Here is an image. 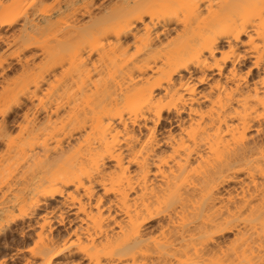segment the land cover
Instances as JSON below:
<instances>
[{"label":"bare ground","instance_id":"1","mask_svg":"<svg viewBox=\"0 0 264 264\" xmlns=\"http://www.w3.org/2000/svg\"><path fill=\"white\" fill-rule=\"evenodd\" d=\"M44 1L0 0V264H264V0Z\"/></svg>","mask_w":264,"mask_h":264},{"label":"rangeland","instance_id":"2","mask_svg":"<svg viewBox=\"0 0 264 264\" xmlns=\"http://www.w3.org/2000/svg\"><path fill=\"white\" fill-rule=\"evenodd\" d=\"M113 2H114V0H113ZM54 3H55V0H45L43 3H42V5H41V10L35 15V18H34V24L35 25H38V26H40V27H42L43 26V24H44V21H45V19L47 18V17H49V16H52L53 15V13H54V10L55 9H57V7H55L54 6ZM58 17H60L61 19H64L65 18V13L63 12V11H61L60 13H59V15H58ZM82 19H86L85 17H83ZM20 24H21V21L19 20V22L16 24V27H19L20 26ZM52 32H55V33H51V34H61L62 33V30L60 29V30H53ZM65 33V32H64ZM63 33V34H64ZM62 34V35H63ZM1 44V43H0ZM39 45H42V46H45L46 45V43H40ZM57 46H58V44H57ZM56 46V49H59L58 47ZM5 46L3 45V44H1L0 45V57H1V55L2 54H8L9 53V55L11 54V55H14L13 54V52L15 51H17V50H15V48H10V49H6L5 51L3 50V49H5L4 48ZM9 50V51H8ZM8 51V52H7ZM37 51H40V48L39 47H34V48H31L30 50H27L25 53L26 54H28V55H31V54H33V53H39V52H37ZM17 54V53H16ZM15 54V55H16ZM14 55V56H15ZM13 57V56H12ZM36 58H39V56L38 57H36ZM12 61H13V63H14V65H13V68L11 69L12 71H8V74L11 76V75H17L16 74V70L18 69V68H20V65H19V63L18 62H16V59L15 58H12L11 59ZM29 105L30 104V101H27L26 102V105ZM26 105H24V106H22L21 108H18L17 110H16V112H14L12 115H11V117H10V120H14V121H17V120H20L21 118H20V116H21V114L20 113H22V111H24L26 108H27V106ZM16 119V120H15ZM165 124V129H162V131L163 130H167L168 128H169V124L167 123V122H165L164 123ZM168 124V125H167ZM167 125V126H166ZM168 127V128H167ZM3 146V143L2 142H0V147H2ZM40 213H42V210H37L36 212H35V214H34V216L32 217V218H29V219H26L25 220V222H27V223H32V224H35V222L36 221H38V220H40ZM64 217H66V219H65V221H64V223L63 224H60V223H54V225H53V227H54V234L56 235V234H58V237H59V239H63L64 237H66L67 235H68V233H69V231L71 230V228L73 227V224H69L68 222H69V220H68V217H71L70 215H69V213L67 214V213H65V216ZM24 222V221H23ZM20 226V225H19ZM3 241H5V239H4V237L3 238H1V242L3 243ZM34 241H35V238L32 236L31 238H28L26 241H24V242H21L20 243V247H22V249H23V251L24 252H22L21 253V256L22 255H26V256H28V254H29V252H27V249H30L31 247H33L34 246ZM6 253V252H5ZM5 253H3V255H5ZM3 255H1V257L3 256ZM0 257V258H1ZM80 258V255L79 254H75V255H73V256H71V260L72 259H75V261L77 260V259H79ZM8 260H9V263H11V261H10V259H9V256H8V258H7ZM59 259H61V260H64V263L67 261L66 260V258H63V257H60ZM72 264V263H71Z\"/></svg>","mask_w":264,"mask_h":264}]
</instances>
